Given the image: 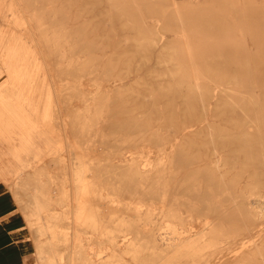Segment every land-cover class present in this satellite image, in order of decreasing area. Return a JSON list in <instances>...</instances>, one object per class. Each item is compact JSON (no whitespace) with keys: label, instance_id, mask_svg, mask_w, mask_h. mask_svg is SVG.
<instances>
[{"label":"rangeland","instance_id":"374dc122","mask_svg":"<svg viewBox=\"0 0 264 264\" xmlns=\"http://www.w3.org/2000/svg\"><path fill=\"white\" fill-rule=\"evenodd\" d=\"M102 1L101 11L96 0H0V192L8 197L0 207V224L7 217L15 219L10 228L17 232L6 236L10 248L18 245L12 254L22 264H260L264 213L259 219L242 218L232 207L234 219L224 222L222 217L241 192L264 195V175L249 166L264 157V132L251 145L244 164L231 158L222 173L198 167L199 159L214 150L210 131L181 145L194 163L182 172L190 178L172 207L197 230V222L216 223L195 243L159 251L150 247L152 221H162L157 216L162 190L144 167L160 161L153 139L158 126L166 125L163 133L168 128L167 96L154 86L166 69L160 68L161 61L178 65L179 74L202 76L213 56L210 48L202 49L212 40L206 34L195 40L186 32L183 41L172 40L181 30L180 19L184 25L202 22L206 16L195 11L207 8L208 16L226 24L224 34L234 31L235 39L224 50L236 49L248 60L245 92L222 100L223 109L241 103L250 109L264 106V89L255 88L264 70V43L252 40L249 23L238 18L234 7L221 8L232 0L153 2L171 9L177 5L180 13L173 10L177 18L171 28L162 14L149 13L134 0ZM191 1L198 7L192 9ZM243 1L233 0L236 7ZM108 5H115L117 16L105 15ZM129 9L144 16L130 23L125 19ZM146 26H152L153 33L136 35L138 27ZM155 37L159 44H154ZM197 54L204 64L196 60ZM231 70L230 78L238 81L237 69ZM176 128V123L169 125V136L160 141L172 137ZM79 144L87 149L86 157ZM88 167L92 192L89 208L81 213L77 199ZM215 184L220 185L218 192ZM210 207L218 209L211 216ZM121 238L128 243L123 246Z\"/></svg>","mask_w":264,"mask_h":264},{"label":"bare ground","instance_id":"6f19581e","mask_svg":"<svg viewBox=\"0 0 264 264\" xmlns=\"http://www.w3.org/2000/svg\"><path fill=\"white\" fill-rule=\"evenodd\" d=\"M106 1L108 2V4H110L108 0ZM134 1L142 4L143 7L145 6L146 8L144 7V9H147V12L149 13L162 14L165 18V22L168 25V28L173 27L175 23L174 19L177 18V15L173 12L175 11L174 9L177 7V5H174L175 8L171 9L167 8V5L165 6V8L159 6L156 7L155 5L153 6L152 4H154L157 0ZM158 1H163L164 5L166 3L170 5L169 3L173 0H169V3L167 0V2L165 1L166 3L164 2V0ZM107 2L105 4L106 6ZM160 2L157 3L160 4ZM188 3L190 4L191 8L194 6L198 7V5L194 4L195 2L193 3L191 1ZM219 3L221 4V2ZM241 3H243L241 7H236L238 3H234L232 0L231 2H225L220 6L221 8H226L228 5H230L232 9L234 7V11L238 14V18L244 19L249 23L248 29L251 30L249 32L252 40L255 43H264V0H245ZM95 4L100 10L103 1L96 0ZM173 4L178 3L176 0H174ZM108 6L109 7L104 11L106 12L105 15H109L111 16V18L117 16L116 11L113 10L115 5L113 6V8L111 5ZM190 6L185 8L189 9ZM136 7L139 8V6ZM177 8L176 11L178 10ZM191 8L189 10L193 9ZM205 9L206 11L202 6H200V8L198 7V9L195 11L196 13H201L202 15L206 16V18L202 22H195L193 20V22L187 21L188 23L184 25L182 22L183 19H180L181 23H179V21L178 26L181 27V30L178 31L176 33L177 35H175L172 39L181 41L183 37L187 38L186 32H188V35L192 33V37H195V40L200 35L204 37L207 36L209 38L212 37L211 41L208 40L207 42H205L207 47L205 45L204 47L201 46L202 49L210 48L209 51L213 54L212 58L210 57L211 60L208 62L206 61L207 63L204 64V60L201 57L203 55L202 53V55L200 54L201 56L198 55V53V56L196 57V60L198 62L205 65V73H203L202 76L195 73L179 74L178 65L165 64V62L162 60L160 68L166 66V69L163 71V74L159 76L161 78L160 80H154V86L156 88H159L160 91H163L167 96V100L165 103L167 111L164 117L166 122L168 123L167 127L169 128V125L176 123L177 128L175 133L173 135H170L172 137L167 138L168 140L165 142H161L160 140L161 137L169 136L168 128L166 129L165 133H163V131L166 125H160L156 128L158 134L154 135L153 141L154 146L157 147V152L159 154L158 157L160 158V161L158 162V164H153V167H144L145 174L152 176L154 185L158 186V191L160 189L162 190V197L161 199H159V202L162 203V206L158 207L159 215H157L162 217V221L160 223L152 221L153 227L150 232V235H152L150 247L153 249V251H159L168 248L174 249L177 246L183 245V243L187 241H191L190 244L195 243L194 241L196 240V238L201 237L207 232H212L216 225V223L212 222L203 223V225L201 224V222H197L200 228L197 230L196 224H190L187 221H184L183 212H181L180 209L178 211H175V208L172 207L174 197L182 194L186 187L185 183L190 178L189 173H185L183 175L182 172H184L186 167L193 165L194 163L193 159L181 150V145L185 142V140L194 135H199L202 133L204 134L206 131H210V136L208 138H210L211 143L214 144V150L212 151V153H207L204 157L199 159L198 162L201 165H199L198 167H206L222 173L221 168L223 167V164H227L229 160H231V158L237 159L238 163L240 161L241 164H244L246 157L249 156L250 147H253L251 145L255 142H258L261 133L264 132V106L256 109H250L249 107L241 103L237 106H229L225 107L224 109L221 108L222 100H224L225 98L227 99L230 95L241 96V94L245 92L244 90L247 82L245 83L246 80L244 76V68L246 64H248V60L245 58L242 59L240 57L242 54L236 49L232 50L231 52H228V50H224L228 49L231 46V42L235 39L234 31L231 30L230 34H224L222 32V28L226 24H224L218 18L208 16V9ZM139 12L137 13V9L136 12L129 9L125 13V19L130 20V23L135 22L140 17H142L143 13L140 14ZM99 13L100 15L101 13L102 15H104L103 12ZM180 15L181 14H179L178 16L181 17ZM152 29V26L138 27L136 30V35H142L145 32L153 33ZM182 31H184L183 35ZM204 34H206V36ZM153 42L154 44H159L161 40L159 42V40H157V38L155 37L153 39ZM165 44L166 42H163L159 46L164 47ZM261 47L264 48V46ZM198 51L205 52L206 50ZM151 59L152 58H150L149 60ZM233 67H235L237 69V73H239L240 79H238V81L230 78L229 73H231V69ZM212 70L216 73L214 74ZM258 81L259 84L255 88L261 90L264 89V70L262 69L259 73ZM158 113L163 114V110L161 108L158 109ZM255 118L257 120H259L260 118L261 121L259 120L260 122H256L254 120ZM79 145L77 146L78 149L86 157L87 149L85 150V147L83 148L81 144ZM169 149H171L170 153H168ZM165 157L166 159L163 160V158ZM134 161H136V159H134ZM234 165H236L235 162ZM249 166L255 168V171L259 174V176L264 175V171L262 169V167H264V157H259L254 162H250ZM91 179V170L88 167V172L86 178L84 179L83 194H79L81 197L77 199V203L79 206L78 211L80 210L81 213H85L86 209L89 208V197L92 192L91 188L89 187L90 182L92 181ZM214 189L215 192H218L220 190V185L215 184ZM252 196H254L255 198L250 199V197ZM263 198L264 195L259 193L251 192L250 194H247L241 192V194L239 195V200L235 202L234 205L226 208V213L222 217L223 221L231 222L232 219H234L235 212L230 213L232 207L238 209L242 218H261L264 213ZM199 199L201 201H204L206 199V195H200ZM151 208L153 210L150 209V213L152 217H154L156 207L152 204ZM216 211H218L216 207L208 208L210 216L213 215V213ZM80 212L78 213V216H76L77 219L81 218ZM208 217L209 214L207 215V218ZM151 237L149 238L151 239ZM119 242L124 243L122 244L124 246L128 243V240L125 238H121ZM246 245H248V243ZM98 255L101 254L97 253V256ZM261 255L262 260L260 261V264H264V254L261 253Z\"/></svg>","mask_w":264,"mask_h":264},{"label":"crops","instance_id":"0c3cea01","mask_svg":"<svg viewBox=\"0 0 264 264\" xmlns=\"http://www.w3.org/2000/svg\"><path fill=\"white\" fill-rule=\"evenodd\" d=\"M0 198H2L0 200V207L1 205L3 206L4 201L8 200V197L4 194H1L0 192ZM3 195V196H2ZM1 211H0V218H1ZM5 216V215H3ZM10 218L7 217L5 223L1 222V226H0V264H22V262H18V259L16 260L15 255L12 254L14 253L13 250H17L18 245L14 244L13 246H9V244L6 241V236L8 234L17 232V228H10L12 225H15V219H11L9 221ZM9 222V223H8ZM6 224V225H5ZM16 248V249H15ZM10 251V255L9 258H4L5 257V253H8Z\"/></svg>","mask_w":264,"mask_h":264}]
</instances>
